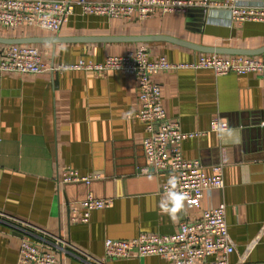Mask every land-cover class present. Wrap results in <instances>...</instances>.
<instances>
[{
	"label": "crops",
	"instance_id": "obj_1",
	"mask_svg": "<svg viewBox=\"0 0 264 264\" xmlns=\"http://www.w3.org/2000/svg\"><path fill=\"white\" fill-rule=\"evenodd\" d=\"M239 2L264 6V0ZM139 36H167L204 48L258 50L264 47V24L232 22L226 7L159 13L144 21L84 16L77 9L59 32L0 26V50L10 45L8 40L34 39L21 45L36 48L44 62L55 65L99 63L140 47L147 49L150 61L166 58L176 65L209 54L162 40L57 42ZM254 57L264 59V54ZM153 80L161 87L168 118L182 132L203 134L182 143L183 157L199 160L208 174L222 165L224 188L208 192L200 208L186 205L187 214L180 213L177 222L162 212L166 175L145 172L146 127L132 118L140 111L135 77L120 71L0 73V264H18L24 239L46 246L60 264H169L154 256L108 259L105 242L141 234L171 236L181 223L195 222L221 204L234 247L230 264H264V76L182 68ZM217 118L228 124L227 130H211ZM67 168L100 178L90 184H63ZM89 195L112 205L93 212L87 224L72 223L71 211Z\"/></svg>",
	"mask_w": 264,
	"mask_h": 264
},
{
	"label": "built area",
	"instance_id": "obj_2",
	"mask_svg": "<svg viewBox=\"0 0 264 264\" xmlns=\"http://www.w3.org/2000/svg\"><path fill=\"white\" fill-rule=\"evenodd\" d=\"M226 7L231 10V20L237 23L259 22L264 24V6L249 7L239 0L222 2H198L193 0H108L105 3H91L88 0H0V26L3 28L31 27L59 32L69 22L77 9L84 16L106 17L108 19L144 21L156 14H185L189 9ZM145 47L124 56L107 57L102 62L80 60L74 64L46 63L40 52L31 46L12 44L0 50V73L56 74L63 71H88L104 74L120 71L135 77L139 89L140 111L132 116L146 127L147 136L143 147L148 162L145 172L165 174L161 195L167 188L170 174L180 179L178 190L187 193L191 208H200L205 195L213 189L225 186L224 167L214 166L208 174L199 160H186L182 154V143L202 136V133H186L177 122L168 118L163 106L162 91L154 76L167 71L190 68L208 69L216 75H258L264 76V59L254 56L220 54L202 55L194 63L176 65L166 58L157 61L148 59ZM264 130V122L261 124ZM228 124L214 119L211 130L222 132ZM100 176H81L67 168L61 183L90 184ZM110 200H98L89 195L71 211L72 223L87 224L95 211L109 208ZM225 204L202 213L195 222H183L174 235L141 234L131 240L105 242L108 259H130L160 257L169 264H230L234 247L230 242L226 220ZM18 264H60L51 251L42 244L23 240L20 246Z\"/></svg>",
	"mask_w": 264,
	"mask_h": 264
},
{
	"label": "water",
	"instance_id": "obj_3",
	"mask_svg": "<svg viewBox=\"0 0 264 264\" xmlns=\"http://www.w3.org/2000/svg\"><path fill=\"white\" fill-rule=\"evenodd\" d=\"M224 1V0H223ZM85 39V40H78ZM168 41L180 46L199 50L200 52L209 53V54H229V55H246V56H258L264 54V47L258 50H226L223 48H204L202 46L192 44L190 42L177 40L175 38L167 36H139V37H103V38H67L65 40H59L57 42H102V43H116V42H126V41H138V42H147V41ZM37 42L34 39H18V40H8L7 44H32ZM56 42V41H55Z\"/></svg>",
	"mask_w": 264,
	"mask_h": 264
},
{
	"label": "clouds",
	"instance_id": "obj_4",
	"mask_svg": "<svg viewBox=\"0 0 264 264\" xmlns=\"http://www.w3.org/2000/svg\"><path fill=\"white\" fill-rule=\"evenodd\" d=\"M180 179L175 173L170 174L167 181V188L160 201L162 212L169 215L173 222H177L180 218V213L187 214V206L190 205V200L187 193L178 190Z\"/></svg>",
	"mask_w": 264,
	"mask_h": 264
}]
</instances>
